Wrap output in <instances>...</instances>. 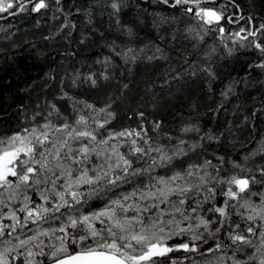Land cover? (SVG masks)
Segmentation results:
<instances>
[{
    "label": "snow or ice",
    "instance_id": "1",
    "mask_svg": "<svg viewBox=\"0 0 264 264\" xmlns=\"http://www.w3.org/2000/svg\"><path fill=\"white\" fill-rule=\"evenodd\" d=\"M105 6L134 38L146 10L137 4L136 20L121 23L126 0H0V13L51 9L63 17L56 33L68 29L69 39L77 28L74 13L93 25L94 9ZM150 7L157 41L101 43L126 65L152 66L160 85L159 92L150 85L152 119L137 107L126 112L134 123L117 125L129 89L123 79L101 103L79 94L114 78L115 61L105 55L96 59L103 71L66 69L51 97L19 105L22 123L0 133V264H264V131L256 123H264V88L258 106L242 117L233 108L235 119L227 118L223 103L209 111L226 118L208 124L191 117L169 124L156 116L165 97L201 74L212 91L211 81L226 72L221 101L241 79L256 83L251 73L264 75V19L249 27L258 17L240 15V26L237 0H152ZM231 23L238 30H229ZM88 35L82 31L78 43ZM178 35L192 51L176 47ZM209 36L219 37L218 44L208 43ZM201 48L203 60L191 59ZM240 49L255 52L250 71L239 70L243 78L227 65ZM45 77L56 79L52 71ZM44 88L52 91L49 83ZM225 143L244 150L234 157Z\"/></svg>",
    "mask_w": 264,
    "mask_h": 264
},
{
    "label": "trees",
    "instance_id": "2",
    "mask_svg": "<svg viewBox=\"0 0 264 264\" xmlns=\"http://www.w3.org/2000/svg\"><path fill=\"white\" fill-rule=\"evenodd\" d=\"M65 4L73 2L80 3L81 0H63ZM91 2V0H89ZM127 7L123 8L120 13L121 23H129L136 20L137 9L139 4L145 9L144 16L141 17L142 23L137 25V35L134 38L127 37L123 29L116 22V17L111 16L110 7H97L94 9L95 24L88 25L82 14L74 13L77 22V28L72 30L69 39L68 29L61 33H56V29L63 22L60 13L53 16V12L49 9L47 12L43 10L40 13L24 11L16 12L9 15L8 13H0V133L14 128L17 124L22 123L20 119L19 105H31L39 96L43 99V94L47 93L51 97L54 91L58 90L59 79L66 69L79 67L81 71H88L89 65L91 70L97 72L103 71V64L97 63L96 59L101 61L105 55H111L115 61V66L110 67V71L115 73L114 78L107 83L102 82L99 90L89 91L87 87L79 89V94L90 100L101 103L108 91L118 90L119 79H123L129 84L125 98L120 102L117 108L118 118L117 125L134 123L126 117V112L130 109L140 107L146 111L148 118L152 119L153 109L149 106L152 103L153 85L155 82V91H160L159 78L152 71V66L146 61L140 60L135 66L126 65L123 60L118 59L113 53L106 48L102 40H116L119 44L134 43L136 45L147 43L148 39L157 41L156 30L152 27L150 13L152 8V0H126ZM240 5L239 9H235L238 13L236 20L240 26H245V20H240V15H253L258 17L255 21H250L247 26L252 27L259 24L264 19V0H237ZM67 10V9H66ZM232 9H229L231 12ZM99 29V32L96 31ZM89 33L87 41L78 43L82 31ZM171 31V29H167ZM50 33H56L49 38ZM103 33V36L100 35ZM208 43L216 42L218 44L219 37L209 36ZM194 42V41H193ZM187 48L192 51L191 44L188 41L177 36L176 47ZM222 47V45H220ZM71 50L76 53L75 57H69L67 52ZM205 49L201 48V55L198 57L193 55L191 59L203 60L202 53ZM255 56V52L251 49H240L238 54L233 58H228L227 65L229 68H235L237 71L231 73L233 77L243 78V68L247 69V63H251ZM87 61L81 66L82 61ZM63 61V63H61ZM223 63L220 59L216 60V66ZM162 67V65L158 66ZM132 72L129 74L128 69ZM54 72L55 81H49L45 77V73ZM221 79L212 80L209 90L208 84L205 82L207 77L201 74L199 77L189 80L187 86L179 92L173 91L171 96L165 97V103H162L159 112L156 113L157 118L161 115L171 124L173 121L179 122L181 119L191 117L193 121L199 119L201 122L208 124L215 121L218 117L221 121L226 118L225 112L213 114L209 109L215 108L217 103H223L227 109V118L233 117V108L238 106L236 117H242L245 111H250L253 106H258L257 101L261 98L260 93L264 88V75H258L252 72V80L245 83L244 79L236 86V92L229 96L226 100L221 101L220 91L223 82L226 83L224 77L226 72H221ZM35 82V83H33ZM44 83H49L52 91L44 88ZM67 83V82H66ZM31 85V87H27ZM239 123V120H236ZM257 131H264V123L257 120ZM248 132H243L239 139L245 140ZM224 147L234 157L238 158L239 152L244 149L237 145L225 143Z\"/></svg>",
    "mask_w": 264,
    "mask_h": 264
},
{
    "label": "rangeland",
    "instance_id": "3",
    "mask_svg": "<svg viewBox=\"0 0 264 264\" xmlns=\"http://www.w3.org/2000/svg\"><path fill=\"white\" fill-rule=\"evenodd\" d=\"M1 14H3V13H1ZM227 26L229 27V30H238L237 29V25L235 23H231V24H229Z\"/></svg>",
    "mask_w": 264,
    "mask_h": 264
}]
</instances>
